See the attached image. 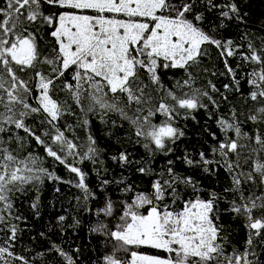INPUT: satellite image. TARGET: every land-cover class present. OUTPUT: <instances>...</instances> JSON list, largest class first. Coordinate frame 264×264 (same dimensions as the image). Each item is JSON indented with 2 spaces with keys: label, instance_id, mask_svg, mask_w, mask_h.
I'll return each instance as SVG.
<instances>
[{
  "label": "snow or ice",
  "instance_id": "1",
  "mask_svg": "<svg viewBox=\"0 0 264 264\" xmlns=\"http://www.w3.org/2000/svg\"><path fill=\"white\" fill-rule=\"evenodd\" d=\"M0 264H264V0H0Z\"/></svg>",
  "mask_w": 264,
  "mask_h": 264
}]
</instances>
